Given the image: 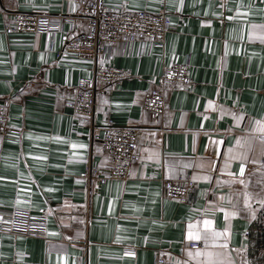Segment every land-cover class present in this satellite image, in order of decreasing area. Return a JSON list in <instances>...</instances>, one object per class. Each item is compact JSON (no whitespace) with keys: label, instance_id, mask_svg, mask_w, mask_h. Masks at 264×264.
Wrapping results in <instances>:
<instances>
[{"label":"crops","instance_id":"1","mask_svg":"<svg viewBox=\"0 0 264 264\" xmlns=\"http://www.w3.org/2000/svg\"><path fill=\"white\" fill-rule=\"evenodd\" d=\"M106 6L164 11L173 26L162 49L141 53L135 45L114 57L130 76L95 92L97 128L138 129L140 178L95 186L82 177L88 166L108 167L109 157L60 94L88 79L91 64L57 58L62 32L4 35L0 16V101L15 103L10 125L20 132L0 141V213L46 222L43 237L0 231V264H154L158 255L182 264H264V0ZM0 11L71 17L86 32L87 19L61 0H0ZM186 58L191 88H166L159 118L142 110L157 76ZM180 176L195 191L182 202L165 198L162 182Z\"/></svg>","mask_w":264,"mask_h":264},{"label":"built area","instance_id":"2","mask_svg":"<svg viewBox=\"0 0 264 264\" xmlns=\"http://www.w3.org/2000/svg\"><path fill=\"white\" fill-rule=\"evenodd\" d=\"M75 6V11L87 19L86 32H78L74 18H51L36 13L1 12L3 34L62 32L65 42L57 58L71 57L91 64L90 77L65 87L60 99L65 108L78 120L87 122L93 138L99 139L103 152L109 157L106 168L88 166L82 177L95 186L110 181H127L140 178L135 166L140 160L139 131L132 126L108 125L100 130L93 121L95 92L100 84H116L130 74L113 64L117 55L126 56L135 45L144 50L162 49L166 35L172 31L170 16L164 11L119 12L109 10L106 0H61ZM190 58L173 63L157 76L155 88L145 94L141 108L154 117L166 111L165 89L179 86L191 88ZM15 104L10 99L0 101V141L17 139L19 130L13 128L9 108ZM244 174L243 171L239 175ZM165 198L177 202L187 200L195 191L194 183L187 176L162 182ZM0 231L24 237H43L46 222L42 217H32L27 212L0 213ZM190 248H201V243H190ZM154 264H182L163 256H156Z\"/></svg>","mask_w":264,"mask_h":264},{"label":"rangeland","instance_id":"3","mask_svg":"<svg viewBox=\"0 0 264 264\" xmlns=\"http://www.w3.org/2000/svg\"><path fill=\"white\" fill-rule=\"evenodd\" d=\"M259 250H258V252H257V256H261V257H263L262 255H263V251H262V248H258Z\"/></svg>","mask_w":264,"mask_h":264},{"label":"snow or ice","instance_id":"4","mask_svg":"<svg viewBox=\"0 0 264 264\" xmlns=\"http://www.w3.org/2000/svg\"><path fill=\"white\" fill-rule=\"evenodd\" d=\"M254 27H255V26H254ZM241 171H243V165L241 166ZM205 223L207 224L208 222L205 221ZM197 238H199V237H197Z\"/></svg>","mask_w":264,"mask_h":264},{"label":"trees","instance_id":"5","mask_svg":"<svg viewBox=\"0 0 264 264\" xmlns=\"http://www.w3.org/2000/svg\"><path fill=\"white\" fill-rule=\"evenodd\" d=\"M262 260H264V257L262 258ZM264 262V261H263Z\"/></svg>","mask_w":264,"mask_h":264}]
</instances>
